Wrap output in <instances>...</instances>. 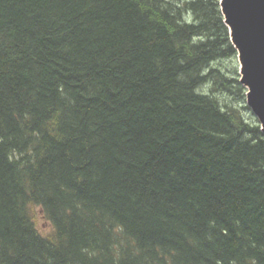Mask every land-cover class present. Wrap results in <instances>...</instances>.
Wrapping results in <instances>:
<instances>
[{
    "label": "trees",
    "instance_id": "trees-1",
    "mask_svg": "<svg viewBox=\"0 0 264 264\" xmlns=\"http://www.w3.org/2000/svg\"><path fill=\"white\" fill-rule=\"evenodd\" d=\"M218 1L0 0V264H264Z\"/></svg>",
    "mask_w": 264,
    "mask_h": 264
},
{
    "label": "water",
    "instance_id": "water-1",
    "mask_svg": "<svg viewBox=\"0 0 264 264\" xmlns=\"http://www.w3.org/2000/svg\"><path fill=\"white\" fill-rule=\"evenodd\" d=\"M219 6L237 53L246 106L264 134V0H219Z\"/></svg>",
    "mask_w": 264,
    "mask_h": 264
},
{
    "label": "rangeland",
    "instance_id": "rangeland-1",
    "mask_svg": "<svg viewBox=\"0 0 264 264\" xmlns=\"http://www.w3.org/2000/svg\"><path fill=\"white\" fill-rule=\"evenodd\" d=\"M216 65L226 74L228 78H236L239 81V69L236 54L233 57L217 62ZM214 92L215 96L220 99L222 104L239 108L249 121H251V118H255L250 109L246 106V90L241 93L238 91V87L230 86V88L221 89V86L217 85L215 86Z\"/></svg>",
    "mask_w": 264,
    "mask_h": 264
},
{
    "label": "bare ground",
    "instance_id": "bare-ground-1",
    "mask_svg": "<svg viewBox=\"0 0 264 264\" xmlns=\"http://www.w3.org/2000/svg\"><path fill=\"white\" fill-rule=\"evenodd\" d=\"M236 52V51H235ZM248 108V107H247Z\"/></svg>",
    "mask_w": 264,
    "mask_h": 264
}]
</instances>
